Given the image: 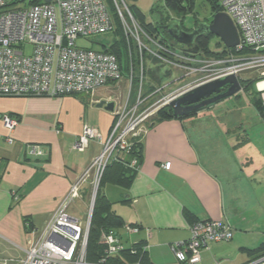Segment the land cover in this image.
<instances>
[{
    "label": "crops",
    "instance_id": "crops-1",
    "mask_svg": "<svg viewBox=\"0 0 264 264\" xmlns=\"http://www.w3.org/2000/svg\"><path fill=\"white\" fill-rule=\"evenodd\" d=\"M161 67L151 61L146 64V90L173 74V68L163 71ZM124 82L125 74L99 87L92 96H0V264H20L29 240L66 195L71 182L100 152L101 144L95 139L82 150L71 145L84 125L96 128L102 139L107 137L115 114L96 103L113 100L115 110L128 92ZM108 84H116L118 95L108 94ZM239 95L240 91L233 96L235 102L223 100L189 116L154 121L143 131L137 172L120 184L118 170L113 168L102 182L100 190L109 211L138 227L128 235L118 227V234L127 242L123 245L145 241L148 264H177L170 244L186 239L197 219H225L233 228L229 243L208 244L198 263L204 259V264H222L228 261L222 256L232 249L233 264L251 260L245 253L240 261V250L250 249L240 245V234L253 221L248 210L259 203L255 190L264 175V113L254 105L256 92L244 105ZM134 98L133 89L130 101ZM3 114L17 120L11 144L2 139L7 133ZM25 143L43 145L46 154L37 158L26 155ZM165 162H170L168 169L161 166ZM91 193L89 175L76 198L81 220L87 218ZM74 201L66 208L71 215L77 210Z\"/></svg>",
    "mask_w": 264,
    "mask_h": 264
},
{
    "label": "built area",
    "instance_id": "built-area-1",
    "mask_svg": "<svg viewBox=\"0 0 264 264\" xmlns=\"http://www.w3.org/2000/svg\"><path fill=\"white\" fill-rule=\"evenodd\" d=\"M216 2L219 11L232 19L238 32V43L230 49L224 48L227 52L221 57L197 55L160 42L139 26L123 0H0V96H92L99 87L120 80L122 69L114 54L81 48L74 43L78 37L114 31L113 14L126 37L137 47L140 65L135 76L134 57H130L128 92L114 110V122L107 137L102 139L96 128L84 125L81 134L72 142V149L82 150L89 140L95 139L100 142L101 150L71 182L66 195L29 240L20 264H114L109 259L125 246L118 232L113 230L100 234L101 255L91 262L85 258L91 203L101 174L109 162L117 161L122 152L128 151L132 145L130 139H142L151 115L179 91L229 74L238 77L240 72L252 70L254 89L264 113V0ZM25 45L31 46L30 54L24 53ZM145 52L159 66L179 70L175 80L195 77L174 92H163L160 86L146 90L143 84ZM134 82L135 98L131 102ZM157 95L160 98L151 103ZM2 122L7 129L2 139L11 144V132L17 120L3 114ZM24 151L36 158L46 154V148L36 143H25ZM130 165L136 171L139 168L134 159ZM161 166L168 169L170 162ZM89 175L93 176L90 206L86 220H81L69 214L66 208L79 196L80 187ZM122 228L125 235L138 231L137 226L128 223ZM232 235L233 228L225 219H198L191 223L189 236L170 244V250L179 262L194 264L200 261V252L209 242L229 241ZM130 252H135L132 247ZM243 264H264V255Z\"/></svg>",
    "mask_w": 264,
    "mask_h": 264
},
{
    "label": "trees",
    "instance_id": "trees-1",
    "mask_svg": "<svg viewBox=\"0 0 264 264\" xmlns=\"http://www.w3.org/2000/svg\"><path fill=\"white\" fill-rule=\"evenodd\" d=\"M210 1L212 2L213 11L219 10V6L216 0H210ZM163 5L165 9L173 12L176 15L177 17L176 19L180 21V24L183 27L180 16L192 10L193 0H163ZM129 12L132 15L130 10ZM113 16H114L113 19H114V25H115L113 32L115 34V38L112 40L111 44H109L108 46L102 45V49H100L99 51L114 54L120 64L121 69H123L124 68L123 65L129 62L130 57L131 58L134 56L137 57V54H138L137 47L124 34L116 14H113ZM170 18L171 17H168V16H162L159 21L155 23H150L148 25H143L141 23H138L137 21L136 22L146 33H148L149 35L155 38H158L160 42L164 44H169L170 46H172L167 41L168 39L167 34L164 32L163 35L160 36L157 33V29H156V24H158V22L164 23L168 21ZM210 36L211 35L199 36V38L196 40V44L199 47V50L196 54L203 55L206 57L223 56L227 52V50L224 49L225 47H223V50L217 53H214L208 50V40ZM240 80H241L240 82L242 85V89L244 91L250 90L251 93H255V91L251 89L253 85L252 79H248V80L240 79ZM152 88L153 86H149L148 90ZM72 95L80 96V97L89 96L85 94H72ZM254 105H256L258 109L262 110L259 100H255ZM172 117L174 116L172 115L171 111L168 109L166 105H164L155 112L154 117L151 118V121L150 123L147 124V126H151L154 123V121H161V120L172 118ZM130 141L132 145L130 146L128 151L122 152L120 158L117 161L112 160L111 162H109L101 174L98 188H97L96 195H95L94 202H93L90 225H89V232H88V238H87L85 258L88 262L95 261L102 253L103 245L99 241L100 234L104 231L107 232L109 230L118 232L117 231L118 227H122L125 224V222L122 221L118 216L114 215L112 212L109 211V205L104 199V195L102 194L100 190V186L102 182L104 181V179L106 178V175L108 174L110 169L116 168L118 170L117 181L120 184L128 182V180L137 172L135 167H132L130 163L134 159L136 161V165L139 166V163L141 160L142 141H141V137H134L130 139ZM130 225H134V224H130ZM145 245H146L145 241H136L134 244H131L128 247L125 246V248L119 254L111 257L109 259V262L114 263V264H133L135 262H138L139 264H148L147 250L143 249V246ZM130 247L133 248V250L135 251L134 253L130 252ZM262 247H264V244L260 245L259 247L255 249H245V251H247L248 255L251 256V259H255L257 257L264 255V252L254 255V252L259 251V249Z\"/></svg>",
    "mask_w": 264,
    "mask_h": 264
},
{
    "label": "rangeland",
    "instance_id": "rangeland-1",
    "mask_svg": "<svg viewBox=\"0 0 264 264\" xmlns=\"http://www.w3.org/2000/svg\"><path fill=\"white\" fill-rule=\"evenodd\" d=\"M126 6L129 8L131 11L133 17L138 23H141L143 25H148L150 23H155L160 20L162 16H168L171 18H177L176 15L165 9L163 5V0H123ZM111 14H113L112 9H110ZM213 12V6L212 2L210 0H193V8L190 12H187L184 15L180 16V19L182 21L183 27L185 29H193L195 24L199 21H206L210 20L211 14ZM170 18V19H171ZM115 38V34L113 31H109L103 34H98V35H93L89 37H78L75 39L74 43L76 46L81 47V48H87V49H93L99 51L102 49V45L108 46L111 44L112 40ZM147 45L150 48H153L152 44L147 43ZM224 45L220 41V39L215 36L211 35L208 40V50L214 53L220 52L223 50ZM24 53L25 54H30L31 52V46L30 45H25L24 46ZM138 57L134 56V65H135V76L137 74L138 68H139V63L137 60ZM148 61H151L153 64H157L156 61L151 60L149 53L145 52L144 54V66L146 68V64ZM128 63L123 65L122 73L123 76L125 74V79L128 76L129 70H128ZM162 70L164 71L166 68H170L167 65H164L161 67ZM162 71V72H163ZM173 74L170 75V77H166L164 80H161L160 82H153L150 80V82L155 83L154 86H160L163 87V92H167L171 89H174L177 86H180L181 84H184L191 80V78H194L195 76H185L184 78H181L179 80H175L174 77L176 75L180 74L179 70H174L172 69ZM240 79L243 80H248V79H254L255 73L252 70H246L240 72L239 76ZM146 78L143 82L146 87ZM148 80V78H147ZM136 83H133V89L136 87ZM116 84H108L107 86L111 89V92L108 94L111 95L112 97H115L118 95V90H116ZM128 80L127 82H124V88L125 91L126 89L128 90ZM255 87V82L253 80V85L251 89L253 90ZM102 94H107V92ZM251 95L250 90L249 91H243L240 90V104H245L247 100L249 99V96ZM160 98V95H157L156 97L152 98L150 102H156ZM231 100L230 102H235L236 98L235 97H229L225 99L224 101ZM223 102V101H221ZM220 103V102H219ZM218 104V103H217ZM155 113H153L151 116H154ZM91 181H93V176H90ZM262 182L260 184V188L255 190V194H257V199H258V205H254V207L250 210H248L253 218V221L250 222L249 230L247 232H241L240 234V245L246 244L250 249H255L259 247L260 245L264 244V175L262 178ZM73 205L77 208V200L75 199ZM80 209L77 208V210L74 212L75 217L82 218V213L79 212ZM73 215V216H74ZM230 241V240H229ZM229 241H218V242H228ZM122 242L125 244L127 243L125 240H122ZM213 242H209L208 244H211ZM208 246V245H207ZM202 251V250H201ZM264 252V247L260 248L259 251H255L254 255L260 254ZM235 251L232 249L229 251V253H226L222 256V258H225V260L228 261H223L222 264H233V254ZM245 251L240 250V261L241 257L245 255ZM173 255V253H171ZM174 257V255H173ZM176 260V258L174 257ZM222 261V260H221ZM177 264H189L187 262L181 263L178 260H176ZM204 264L205 260L203 259L200 263H194V264Z\"/></svg>",
    "mask_w": 264,
    "mask_h": 264
},
{
    "label": "water",
    "instance_id": "water-1",
    "mask_svg": "<svg viewBox=\"0 0 264 264\" xmlns=\"http://www.w3.org/2000/svg\"><path fill=\"white\" fill-rule=\"evenodd\" d=\"M156 29L160 36L164 32L167 34V41L172 46L190 53L198 52L196 38L201 35L217 36L226 49H230L238 43L235 24L226 13L219 10L213 11L209 21L197 22L193 29L183 28L176 18H171L164 23L158 22ZM240 81L239 77L229 74L199 83L176 93L166 106L176 118L195 114L236 95L242 90ZM96 106L106 111H114L113 100H100ZM93 202L94 199L91 203V211Z\"/></svg>",
    "mask_w": 264,
    "mask_h": 264
},
{
    "label": "flooded vegetation",
    "instance_id": "flooded-vegetation-1",
    "mask_svg": "<svg viewBox=\"0 0 264 264\" xmlns=\"http://www.w3.org/2000/svg\"><path fill=\"white\" fill-rule=\"evenodd\" d=\"M213 13V12H212ZM212 15V14H211ZM211 19V18H210ZM203 36V35H202ZM199 37L196 38V40L198 39Z\"/></svg>",
    "mask_w": 264,
    "mask_h": 264
},
{
    "label": "bare ground",
    "instance_id": "bare-ground-1",
    "mask_svg": "<svg viewBox=\"0 0 264 264\" xmlns=\"http://www.w3.org/2000/svg\"><path fill=\"white\" fill-rule=\"evenodd\" d=\"M173 72V71H172Z\"/></svg>",
    "mask_w": 264,
    "mask_h": 264
}]
</instances>
